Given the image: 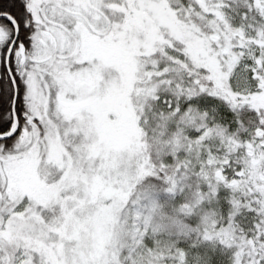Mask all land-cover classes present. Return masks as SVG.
Masks as SVG:
<instances>
[{"label": "snow or ice", "instance_id": "1", "mask_svg": "<svg viewBox=\"0 0 264 264\" xmlns=\"http://www.w3.org/2000/svg\"><path fill=\"white\" fill-rule=\"evenodd\" d=\"M0 264H264V0H0Z\"/></svg>", "mask_w": 264, "mask_h": 264}]
</instances>
